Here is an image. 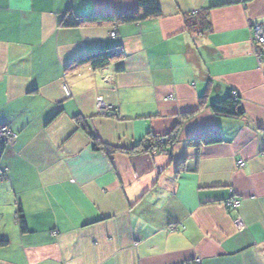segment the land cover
Instances as JSON below:
<instances>
[{"label": "crops", "instance_id": "obj_1", "mask_svg": "<svg viewBox=\"0 0 264 264\" xmlns=\"http://www.w3.org/2000/svg\"><path fill=\"white\" fill-rule=\"evenodd\" d=\"M157 3L159 18L63 29L68 12L132 14L138 0H0V128L16 135L0 144V264H264V0ZM116 46L120 61L65 70ZM232 94L244 116H214ZM75 118L124 152L178 133L163 153L107 156ZM205 138L221 143L189 144Z\"/></svg>", "mask_w": 264, "mask_h": 264}, {"label": "trees", "instance_id": "obj_2", "mask_svg": "<svg viewBox=\"0 0 264 264\" xmlns=\"http://www.w3.org/2000/svg\"><path fill=\"white\" fill-rule=\"evenodd\" d=\"M161 16V9L157 0H138V10L132 14L111 15V16H75L73 13L68 12L60 21L59 27L63 29H75L87 26H93L99 23H111L116 25L140 23L147 20L159 18ZM196 15H191V21L195 22ZM124 58V53L121 46L112 47L105 50H100L94 53L86 54L85 56L74 60L71 64L65 67L66 71H71L85 65H90L93 69L105 67L114 62L120 61ZM204 98L200 99V106L204 102ZM210 110L214 116L218 118L239 120L244 116V110L241 106L239 98L235 94L229 97L214 102L210 105ZM78 127L83 130L93 143L94 150L102 151L107 156L116 152H123L127 155H139L146 153H163L171 147L175 141L178 133V126L172 133L163 138L164 142H157L158 136H147L143 142L137 145L131 151H118L119 149H112L102 144L98 138L89 130L88 126L80 118H75ZM161 137V136H159ZM221 143L220 138H205L191 141L189 144L193 147L199 148L201 146H211ZM226 208V207H225ZM227 209V208H226ZM228 211H231L227 209ZM16 223L21 234L28 232L27 222L21 210H18L16 215ZM6 242L0 241V246L5 245Z\"/></svg>", "mask_w": 264, "mask_h": 264}, {"label": "built area", "instance_id": "obj_3", "mask_svg": "<svg viewBox=\"0 0 264 264\" xmlns=\"http://www.w3.org/2000/svg\"><path fill=\"white\" fill-rule=\"evenodd\" d=\"M116 36L115 33H111V37L114 38ZM252 40L253 43L255 44L254 50H253V55L260 61L261 57L263 55L264 51V29L261 25H254L252 27ZM64 93L67 97H70V91L67 86L63 88ZM96 110L99 114L102 115H107V116H113L116 112V108L112 107L111 105H107L102 97H98L96 99ZM16 138V135L8 128V127H1L0 128V144L3 146L12 144ZM157 142L163 143L164 140L162 137H157L156 138ZM239 166H243L242 162L238 163ZM8 173V170L6 168H1L0 167V177L4 178ZM224 206L231 210V211H237L240 207V202L239 200L231 194V197L225 201ZM235 224L237 227L241 228V222L239 219L235 221ZM169 231H174V228H170ZM199 264V261L196 262Z\"/></svg>", "mask_w": 264, "mask_h": 264}]
</instances>
